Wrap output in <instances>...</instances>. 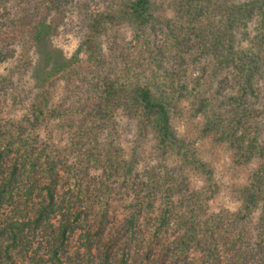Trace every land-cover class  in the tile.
Segmentation results:
<instances>
[{
    "label": "rangeland",
    "instance_id": "rangeland-1",
    "mask_svg": "<svg viewBox=\"0 0 264 264\" xmlns=\"http://www.w3.org/2000/svg\"><path fill=\"white\" fill-rule=\"evenodd\" d=\"M49 1L0 0L1 46L9 54L0 62V78L13 76V85L8 92L0 88V125L26 126L35 135L38 133L37 146L39 140L41 145L47 142L56 148L51 153L63 151L70 143L73 126L62 122V117L56 114L38 126L34 123V129L25 121L33 110L39 89L35 83L38 76L37 47H31L25 53L30 46L23 37L30 36L34 23L42 18L51 24L52 29L49 39L43 44L50 64L64 66L45 87L53 107L59 105L61 110H65L74 106L76 114L93 119L102 76L122 75L121 64L125 60L136 68L128 76L130 81L148 84L160 94L170 89L166 84V79L170 77L168 73H175L185 92L179 105L171 109V123L180 141L190 152H194L199 161L190 155L183 162L185 158L178 160L176 154L161 151L151 133L140 131L128 116L120 115L121 130L110 139L122 145L125 157L135 160L137 172L154 168L163 173L167 171L171 175L169 181L187 184L188 192H202L203 207L207 213L205 219L217 220L212 231L219 243L225 241L224 245L220 244L221 248L239 249V260L244 258V264H264V0H156V14L163 22L154 25L143 36L123 24L110 26L104 31L100 40L102 66L98 70L89 66L88 57L81 49L88 20L96 12L118 9L122 0H67L56 7ZM242 7H250L251 12L240 11L239 14ZM187 10L199 12L195 21L191 19L192 14H185ZM234 12L238 19L229 29L225 24L232 20ZM223 30L226 33L229 31L233 37L234 51L243 52L236 56V62L235 59L225 61L223 58V55L229 56ZM173 35L182 41L178 46L183 60L179 62L171 61L168 50L162 49L163 42ZM214 35L221 36V42L207 48ZM247 56L258 63L250 78L252 88H246L240 78ZM152 59L162 61L160 68L153 64ZM240 102L251 106L248 112L251 115L248 122L250 131L243 147L256 138L263 150L259 154L253 151L256 152L255 157L246 163L238 155L241 151L236 141L210 132L207 127V118L212 110H215L217 119H222L233 112ZM217 121L213 119L210 124ZM62 155L67 159L66 164L76 161L73 155ZM55 158L58 165L65 159L60 155ZM97 173H102V169L90 172L91 176ZM108 177L104 178L109 180ZM256 179L263 188V194L258 199L255 196L258 201L254 208L246 210L245 196L238 191ZM109 182L112 183V180ZM117 184L112 191H108L110 200L107 201L112 205L111 212L120 217L131 196ZM40 201L39 196L32 195L31 201L19 213L16 212V219H21L19 215L33 217L31 208ZM3 221L0 218V227ZM59 221V215L51 220L53 228L58 227ZM79 233L76 231L69 236V253L77 252L83 264H98L102 242L90 249L79 247L82 242ZM29 252L19 245L15 250L17 264H31L26 254H32Z\"/></svg>",
    "mask_w": 264,
    "mask_h": 264
},
{
    "label": "trees",
    "instance_id": "trees-1",
    "mask_svg": "<svg viewBox=\"0 0 264 264\" xmlns=\"http://www.w3.org/2000/svg\"><path fill=\"white\" fill-rule=\"evenodd\" d=\"M65 1L50 0L49 3L56 7ZM196 7L194 4V9ZM250 10V7H242L238 13L243 11L248 14ZM186 12V15H193L191 19L194 21L199 16L195 10ZM156 13V0H122L118 9L90 16L86 37L81 44L89 66L97 70L102 66L100 40L110 26L127 25L137 35L143 36L154 25L163 22ZM237 16L236 12L232 13V20L225 26L230 29ZM51 30V24L42 18L34 23L30 36L23 37L30 46L27 50L22 48L25 53L31 47H37L38 76L35 83L39 89L33 110L25 121L34 129V123L38 126L56 114L62 117V122L72 124L73 135L63 151L51 153L56 148L47 142L41 145L39 140L37 146L38 133L35 135L26 126L0 125V218L4 220L0 227V264H17L15 250L19 245L25 252L31 251L32 254L26 253L31 264H83L77 252L70 254L68 251L69 236L76 231L82 238L79 247L90 249L102 242L98 264H244V258L239 260V249H222L225 241L219 243L216 240L212 228L217 220L205 219L207 213L203 207L202 192H188L187 184L169 181L171 175L167 171L163 173L154 168L137 172L135 160L125 157L122 145L110 139L121 130L120 117L128 116L140 131L151 133L161 151L176 154L178 160L191 155L199 161L194 152H190L180 141L171 123V109L179 105L185 92L178 76L168 73L170 77L166 79V84L170 89L160 94L148 84L130 81L128 76L136 68L125 60L121 64L122 75L102 76L93 119L76 114L74 106L61 110V106L51 105L45 88L49 79L64 69L61 64L58 67L57 63L50 64L43 45L49 39ZM223 35L227 43L226 53L229 54L223 55V58L225 61H238L236 56L243 52L234 51L229 31L226 33L223 30ZM220 37L214 35L207 48L221 42ZM181 44L179 37L174 35L163 42L162 49L168 50L171 61L183 60L178 46ZM8 56L1 46L0 36V62ZM247 57L240 78L246 88H252L250 78L258 63ZM152 61L160 68L161 60ZM12 77L0 78L3 79L0 80V88L4 92H8L13 85ZM249 109L251 106L246 102H240L233 112L222 119H217L215 110L208 111L210 115L207 118L208 131L236 141L243 163L255 157L256 152L253 151L258 154L263 151L256 138L243 147L250 131ZM49 111L52 113L49 114ZM213 119L218 120L216 124H210ZM62 154L73 155L76 161L66 164L67 159ZM58 155L65 158L60 165L55 158ZM100 169L102 173L91 176V171ZM106 175L109 180L104 178ZM116 183L131 196L120 217L111 212L112 205L107 201L110 200L108 191H112ZM262 189L258 179L239 189L238 192L245 196L246 210L256 206L258 196L263 194ZM34 194L41 201L32 206L33 217L19 215L21 219H16L15 215L31 201ZM57 215L61 221L55 229L51 220Z\"/></svg>",
    "mask_w": 264,
    "mask_h": 264
}]
</instances>
